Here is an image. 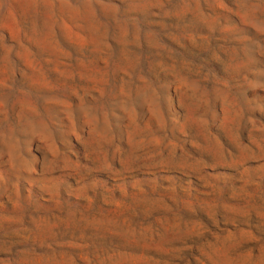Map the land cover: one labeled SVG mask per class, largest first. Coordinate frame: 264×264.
<instances>
[{
  "label": "rangeland",
  "instance_id": "1",
  "mask_svg": "<svg viewBox=\"0 0 264 264\" xmlns=\"http://www.w3.org/2000/svg\"><path fill=\"white\" fill-rule=\"evenodd\" d=\"M0 264H264V0H0Z\"/></svg>",
  "mask_w": 264,
  "mask_h": 264
}]
</instances>
